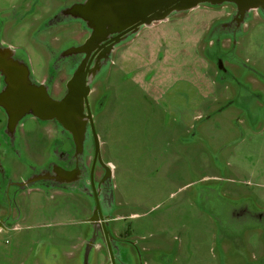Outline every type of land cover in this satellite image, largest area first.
<instances>
[{
  "label": "rangeland",
  "instance_id": "1",
  "mask_svg": "<svg viewBox=\"0 0 264 264\" xmlns=\"http://www.w3.org/2000/svg\"><path fill=\"white\" fill-rule=\"evenodd\" d=\"M62 2L0 0L1 40L37 82L73 36L42 27ZM227 5L140 28L92 84L99 154L111 172L106 218L125 264H264V15L220 50L208 30ZM64 83L55 82L56 96ZM52 129L22 121L27 159L4 161L15 178L48 162ZM11 198L0 264H116L99 248L93 200L80 191L30 188ZM10 208L0 203V216Z\"/></svg>",
  "mask_w": 264,
  "mask_h": 264
},
{
  "label": "flooded vegetation",
  "instance_id": "2",
  "mask_svg": "<svg viewBox=\"0 0 264 264\" xmlns=\"http://www.w3.org/2000/svg\"><path fill=\"white\" fill-rule=\"evenodd\" d=\"M226 4H229L227 5V8H229L226 10L227 12L222 13L220 16L221 19L208 30L212 38L213 36L217 37V39H209V44L214 47L218 46L220 50H223L222 46L224 41L229 43L227 48L236 44L233 43L231 37L235 36L243 26H246L247 19L264 15L263 7L258 9L253 8L256 3L249 6V11L243 18L238 15V7L236 5ZM221 6L223 9L225 8V4ZM32 10L35 12V9ZM7 23H2L1 35ZM95 23L96 0H63L56 13L49 18V23L46 26H42L44 32L48 29L52 30L51 35H55V33L60 34L63 32V29L72 30L73 34L68 42L61 45L59 49L57 48L58 54L55 55L56 62L52 66L53 70L51 71V75L45 81H34L39 85L48 84L51 97L54 100H62L66 96L68 92L67 84L75 71L78 69L84 70L86 73L85 82H89L90 74L96 68L97 63L105 62L106 58L110 59L114 50L131 42L133 33L129 32L128 28H125L119 32L107 35L96 45V40L93 41L92 39ZM76 48H79L81 51L74 52ZM214 60L216 61V66L220 65L223 69L219 52L214 55ZM16 62H21V60L17 58ZM60 76H64L65 83L63 91L56 96L54 94V85ZM94 81L89 84L90 94L88 96V102H83L82 107L85 116L92 113V104L89 101V97L92 94V84ZM4 86H6L5 77L0 74V91ZM74 100L75 104L72 109L77 111L79 109L80 93H76ZM0 113V158L3 165V171L1 170L0 172V188H3V190L0 191L4 195L1 203L9 209L12 207V202L15 201L13 200L15 198L12 199L11 197L15 196V193L20 187L17 184L33 172L28 167L26 172L21 174L20 179H17L14 177L13 167H7V164H4V161H12L13 159L19 162L26 155L23 154L24 151L21 146L22 123L17 130L12 131L7 128L8 116L2 107H0ZM33 118L41 126L47 127L51 125L54 128L52 129L54 137L51 139L52 143L48 153V162L43 166L48 170V177L52 178L50 181L62 185L63 189L80 191V193H83L93 200V206L91 207L93 219L91 223L96 226V237L102 243V247L99 245V248L112 253L113 263L117 264L119 262L120 264H125V261L121 258V252H124L122 250L124 247L120 249V245L114 241L112 237H117V234L109 229V224L107 223L108 219L106 216L112 210V192L110 189L111 172L101 162L100 154L96 155V141L94 139L91 121H86L85 129L87 132L84 137V145L81 153H78L76 144V141L79 139L78 132L75 131L73 135L67 130L66 126L58 123L56 120L42 121L38 118ZM11 216L12 211L10 208L9 213L7 210L6 215L0 216V227L2 224L5 225Z\"/></svg>",
  "mask_w": 264,
  "mask_h": 264
},
{
  "label": "water",
  "instance_id": "3",
  "mask_svg": "<svg viewBox=\"0 0 264 264\" xmlns=\"http://www.w3.org/2000/svg\"><path fill=\"white\" fill-rule=\"evenodd\" d=\"M226 3L236 5L238 15L241 18L247 14L249 6L254 3L256 5L253 8H264V0H96V23L93 26L92 39L93 41L96 40L97 45L107 35L125 28H128L129 32L134 35L140 28L166 21L174 14L192 11L204 4L219 6ZM1 25L2 23H0V32ZM80 51L79 48L74 50L76 53ZM17 58L22 63L16 62ZM110 59L106 58L105 62L97 63L87 83L85 82L86 73L84 70L75 71L67 84L66 96L62 100H54L51 97L48 84L39 85L34 82L28 60L21 58L12 47L6 46L0 41V74L5 77L6 84L0 91V107L6 111L8 116L7 128L12 131L17 130L22 121L28 117H35L42 121L56 120L66 126L73 135L75 131L78 132L79 139L76 144L78 153H81L87 132L85 129L86 121L90 120L96 141V155H99V140L95 132L92 115L89 113L88 116H85L82 106L83 102H88L89 84L104 70ZM76 93H80L77 111L72 109L75 104ZM106 167L110 169L108 166ZM1 170L3 171V165L0 158V172ZM31 172L33 173L28 175V178L25 177L23 181L17 184L20 187L15 196L30 188L63 189L62 185L50 181L52 178L48 177L47 168H32ZM4 226L2 224L0 229H3Z\"/></svg>",
  "mask_w": 264,
  "mask_h": 264
},
{
  "label": "crops",
  "instance_id": "4",
  "mask_svg": "<svg viewBox=\"0 0 264 264\" xmlns=\"http://www.w3.org/2000/svg\"><path fill=\"white\" fill-rule=\"evenodd\" d=\"M251 80L249 79V82H250ZM251 83H252V81H251ZM23 154H24V152H23ZM26 158V157H25ZM27 159V158H26ZM23 160V159H22ZM30 170H31V168H29ZM0 203H1V200H0ZM3 204V203H2ZM1 231V230H0Z\"/></svg>",
  "mask_w": 264,
  "mask_h": 264
},
{
  "label": "built area",
  "instance_id": "5",
  "mask_svg": "<svg viewBox=\"0 0 264 264\" xmlns=\"http://www.w3.org/2000/svg\"><path fill=\"white\" fill-rule=\"evenodd\" d=\"M1 230V229H0Z\"/></svg>",
  "mask_w": 264,
  "mask_h": 264
}]
</instances>
